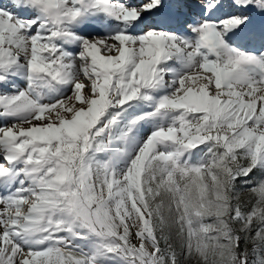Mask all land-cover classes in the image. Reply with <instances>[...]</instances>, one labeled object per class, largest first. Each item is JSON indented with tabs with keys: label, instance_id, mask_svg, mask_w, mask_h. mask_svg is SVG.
<instances>
[{
	"label": "snow or ice",
	"instance_id": "6c2138e0",
	"mask_svg": "<svg viewBox=\"0 0 264 264\" xmlns=\"http://www.w3.org/2000/svg\"><path fill=\"white\" fill-rule=\"evenodd\" d=\"M0 264H264V0H0Z\"/></svg>",
	"mask_w": 264,
	"mask_h": 264
}]
</instances>
